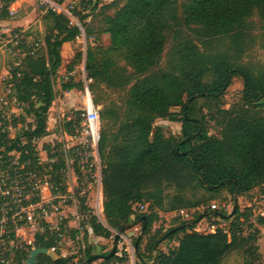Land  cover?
I'll return each instance as SVG.
<instances>
[{"label":"trees","instance_id":"obj_1","mask_svg":"<svg viewBox=\"0 0 264 264\" xmlns=\"http://www.w3.org/2000/svg\"><path fill=\"white\" fill-rule=\"evenodd\" d=\"M14 1L0 0V20L10 18L9 7ZM100 1L87 0V3L93 10ZM254 6L264 17V0H185L180 4L182 17L177 13V0H125L106 17L104 26L96 30L85 21L87 13L75 8L69 14L47 9L43 19L48 26L42 37L27 43L22 35L17 44L21 53L19 62L8 70L7 83L14 100L25 115L32 116V121L23 123L22 114L7 113L0 105V169H6L0 176V190L10 187V179L18 171L42 168L34 141L48 132L47 112L54 100L51 76L61 64L60 47L81 33L72 17L83 28L87 41L84 69L88 89L94 93L103 85L125 92L121 111L116 104H102L97 95L93 97L95 103L102 105L97 147L102 159V208L107 226L81 200L79 208L86 215L80 223L84 236L91 232L108 238L111 229L118 230L136 220L142 224V216L146 234L160 219L159 211L203 205L202 199L185 201L180 194L186 189L201 187L215 192L224 187L230 194L243 196L264 186V115L255 111L264 103V73L255 75L234 66L224 54L210 55L200 50L190 36L181 34L183 26L203 36L226 34L238 28ZM105 33L109 36L107 45L100 42L101 34ZM168 35L172 45L164 67L160 62ZM78 57L77 52L67 71L72 70ZM209 71L213 78L206 81ZM235 74L243 76L241 103L234 109H222V95ZM82 87L81 81L72 79L60 83L63 91ZM199 98L213 99L222 114L218 120L219 136L208 134ZM155 118L179 121L178 134L163 137L159 128L153 130ZM18 122L23 124L11 134L10 128ZM74 123L77 120L69 119L65 126L71 130ZM51 165V176L59 184L53 192L63 193L60 171L64 162L56 159ZM170 186L178 193L165 207V189ZM10 194L8 191L0 195V217L6 216L0 238L6 243L13 242L14 261L21 264L31 247H47L60 255L56 238L44 220L34 232L32 245L22 243L20 247L16 243L14 231L26 225L27 219L24 213L12 219L15 209L11 203L1 211L2 203L11 200ZM37 200L38 197L32 196L24 204ZM138 203L145 204L144 211L133 209ZM213 215L225 220L232 217L230 226L200 232L195 229V222L187 225L182 221L160 234L156 230L148 236L142 251L138 241V258L153 264H222L229 252L247 246L246 258L239 264H262L256 243L258 229H253L252 223L245 228L239 226L249 221V213L236 207L230 214L221 210ZM175 221L170 219L171 223ZM257 223L264 224V216ZM59 228L62 232L63 224ZM77 233L72 230L70 237L74 239ZM173 237L177 238L176 245L168 251L157 248L163 239ZM94 253L85 244L84 260ZM0 258L7 261L8 254H0ZM61 258L68 262V258ZM35 264L54 263L39 254Z\"/></svg>","mask_w":264,"mask_h":264},{"label":"rangeland","instance_id":"obj_2","mask_svg":"<svg viewBox=\"0 0 264 264\" xmlns=\"http://www.w3.org/2000/svg\"><path fill=\"white\" fill-rule=\"evenodd\" d=\"M56 6V12L64 9L68 11L72 8L80 11V13H87L85 21L89 23L93 29L104 26V21L107 16L112 15L115 10L125 0H101L98 2L96 9L91 10V4L87 3V0H51ZM185 0H177L178 7L177 13L179 17H182L180 4ZM48 3L47 0H16L9 9L12 12L9 20H19L22 18L23 26H16L14 24L0 25V105L7 113L22 114L25 122L32 121V116L25 115L23 110L14 100L13 91L10 84L7 83L8 70L12 65L19 62L21 57L20 50L17 48L8 50L11 47L6 42L7 35L10 31H20L21 36L24 35L27 43H32L35 39L41 38L44 31L47 29L48 22L43 19ZM74 23L78 24L81 33L66 46L60 47L61 64L57 68L55 74L51 76L54 90V100L47 112V127L48 132L45 136L34 141L35 149L43 163V173L48 175L51 171V163H54L56 159H60L64 162V166L61 169L63 182L69 185L73 182V190L76 194L78 191L88 189L89 192H93V195L81 196V198L74 200L66 196H49L44 191L40 197V203L37 206H28L26 211L30 216H33L32 222L35 218L43 219L47 215L51 216L49 223L54 226L61 219L71 214L70 209H74L75 206H80L81 200L90 207L92 214L96 215L101 221L107 225L103 214L102 208V185H101V169L102 159L98 153L97 143L94 148L89 145V136L85 132V123L83 115L84 107V95L86 90L89 92L92 100L94 95L100 98L102 104L114 103L118 106V110L121 111L124 105L125 92L120 90H113L103 85H99L94 93L88 89L89 80L86 78V71L84 69L85 51H86V37L83 28L75 17H72ZM192 27V26H191ZM7 28V30H5ZM197 29V28H196ZM200 29V28H199ZM182 36H190L195 43L199 46L200 50L212 55L214 53L224 54L229 62L234 66H240L252 71L255 75L264 73V17L260 14L257 7H252L249 13L246 15L241 25L222 35L203 36L202 33H195L186 26L181 28ZM100 42L106 45L109 42L108 34H101ZM172 45L170 35H168L167 42L164 46L162 53L161 65L166 66L167 54ZM69 55L65 56V52ZM79 53V57L72 67L71 71H67L66 67L73 59L75 53ZM122 63V60H118ZM213 78L212 71H209L205 77L206 81H210ZM72 79L73 81H81L83 87L81 89H72L70 91H63L60 88L61 81ZM243 76L241 74H235L232 76L229 85L226 87L224 94L222 95V103L220 107L222 109H234L241 103L242 89H243ZM199 103L202 105L201 115H204L205 126L208 134L213 136H219L220 125L218 120L222 115L216 107L215 101L211 98H199ZM263 99L261 100V102ZM94 105L100 110L101 104H97L93 101ZM258 114L264 115V103L261 107L255 110ZM69 119L77 120V123L73 124L71 130L65 126V123ZM18 122L16 127H11L10 132L14 134L21 124ZM33 123V122H32ZM100 124V121H99ZM153 130L159 128L163 137H169L171 135L178 134L180 130L179 121H170L164 118H155L152 123ZM100 129V125H99ZM99 133V132H98ZM77 149L80 154H76L74 149ZM87 156V160L84 158V154ZM55 154L53 158H49L47 155ZM94 155L99 157V164L94 163ZM82 157L81 159L79 158ZM6 169H0V176L4 175ZM51 174V173H50ZM74 179L77 181L75 182ZM101 187V206L100 203L96 205L97 200L93 199L94 194L98 188ZM72 191V190H70ZM178 191L170 186L165 189V207H167L171 201L172 196L176 195ZM77 195V194H76ZM181 197L185 201H194L202 199L205 202L203 205H199L193 208H181L174 211L162 210L159 211L160 219L154 222L148 233H142L140 236V251L143 250L145 242L149 235L153 234L156 230H159V234L167 229L177 225L178 223L185 221L187 225L195 222V229L200 232H212L216 227L227 229L230 224L229 221L221 219L213 215L215 211L222 210V204L226 205V213H232V209L235 205L240 208L241 211L246 210L249 213V221L243 224H239L245 228L248 223L254 225L258 231L260 228H264V224H258L257 220L261 216L259 213L264 214V186L254 188L241 196L238 194H230L226 188L220 187L215 192L206 191L201 187L195 189H186L181 194ZM215 202L216 209L211 208V203ZM235 207V208H236ZM80 209V208H79ZM98 209V210H97ZM139 212V211H137ZM202 215H205L203 218ZM170 219H176L175 222H170ZM141 222L136 220L135 223L127 229H124L120 233L119 240L117 242L118 247L121 246L122 254L126 255L127 259L138 258L137 247H134V241L136 237L141 233ZM119 230V229H118ZM118 230L111 229V235L108 238L103 239L102 244L98 242L101 250L98 253H102L105 250H109L112 247L113 237ZM34 228L30 224L20 226L15 229L16 243L21 247L22 243L32 244ZM2 236V233L0 234ZM261 236V235H260ZM259 237V233L257 234ZM128 241V251H126L125 240ZM177 238L171 239L165 238L157 244V248L161 251H168L174 245H176ZM88 244L87 237L78 235L73 240L68 241L67 238L61 237L60 241L56 243L59 248L60 256L68 258L66 264H82L83 258V244ZM258 246V252L260 255V261L264 264V242L263 245H259V241H256ZM13 242L6 243L4 238H0V254H8L7 261L13 264H17L14 261V253L11 251ZM247 247V246H245ZM245 247L229 252L222 260V264H239L246 258L244 252ZM33 248V247H31ZM78 259L77 263L73 262V259ZM140 260V259H139ZM150 261V260H149ZM24 262V261H23ZM22 262V263H23ZM101 259H97L90 264H98ZM21 263V264H22Z\"/></svg>","mask_w":264,"mask_h":264},{"label":"built area","instance_id":"obj_3","mask_svg":"<svg viewBox=\"0 0 264 264\" xmlns=\"http://www.w3.org/2000/svg\"><path fill=\"white\" fill-rule=\"evenodd\" d=\"M48 9H54L56 10L55 4L51 0H47ZM60 11L67 12L66 10L62 9ZM59 11V12H60ZM13 11L10 10V13ZM21 38L20 31H10L7 35L6 42L11 45V47H8L9 51H12V49H15L16 45L19 42V39ZM86 92H88L86 90ZM85 92V94H86ZM89 93V92H88ZM83 115H84V123L86 125L85 132L89 136V145L94 148L96 146V143L99 139V110L94 105L93 100L91 98L90 104L84 103L83 107ZM76 154H80V152L75 148L74 149ZM85 160H87V156H85V153H83ZM82 156V157H83ZM82 157L79 156L81 159ZM13 163H16V161H12ZM94 163L99 164V157L94 155ZM39 164L42 166V168H35V169H29V170H23L18 171L13 179H10V187L5 190H0V195L7 194L8 191L11 192L10 198L11 200L9 202H3L1 205V211H4L5 205L11 203L14 205L15 211L11 215V218L14 219L17 215H20L21 213H24L26 215V225L30 224L31 227L34 228L35 231H37L40 228V221L43 219H37L35 218L32 222L33 216H30L26 209L28 206H37L40 203V197L44 191L48 193L49 196L55 195L57 196L59 192H53L58 189V183L55 182V180L52 178L51 174L48 173V175H45L43 173V163L39 162ZM51 169V168H50ZM7 179V177H6ZM96 195H101L100 189L98 188ZM32 196L38 197V200L34 203L24 204L25 201H28ZM222 210H226V205L222 204ZM145 204L144 203H138L133 206V209L135 211H144L145 210ZM211 208L216 209L218 208L216 203H211ZM261 216H264L262 212L259 213ZM86 219L85 213H82L79 215V225L77 228V236L83 235L84 227L80 225L82 221ZM59 222L52 226L51 224H48V229L53 232L56 241H60L62 237V232L60 231L59 226L63 224V219L59 217ZM6 221V216L2 214L0 217V233L3 232V224ZM18 228V227H17ZM76 236V237H77ZM126 245V251H128V241L125 242ZM83 246V245H82ZM114 256L107 260L106 262L101 261L98 264H153V261H148V263L141 262L139 258L136 259H127L126 255L122 254L121 246L118 247V250L116 248ZM102 260V259H101ZM78 259H74L73 262L77 263Z\"/></svg>","mask_w":264,"mask_h":264},{"label":"crops","instance_id":"obj_4","mask_svg":"<svg viewBox=\"0 0 264 264\" xmlns=\"http://www.w3.org/2000/svg\"><path fill=\"white\" fill-rule=\"evenodd\" d=\"M12 14V13H11ZM10 18H11V16H10ZM9 18V19H10ZM9 19H5V20H0V25H3V24H11V26H13L14 24H16V26H23V27H25V25H24V23L22 22V18L21 19H19V20H9ZM5 30H7V28L5 29ZM70 42L71 41H66V42H64L62 45H61V47L63 46H66V45H68V44H70ZM109 43V42H108ZM107 43V44H108ZM106 44V45H107ZM69 55V53L66 51L65 52V56H68ZM71 71V70H70ZM68 91H70V92H72V89L71 90H68ZM47 130H48V127H47ZM48 156V155H47ZM49 157V156H48ZM49 158H53V157H49ZM41 160V159H40ZM52 166V165H51ZM60 179H61V183L63 184V186H64V192L63 193H58V195L57 196H60V197H62V196H66V197H71L73 200L75 199V198H77V199H79V198H81V196H84V195H87V198H89V195H93V192H89L88 191V189H85L84 191L83 190H81V191H78L76 194L74 193V190H73V182H71V183H69V185H67L66 183H64L63 182V179H62V173H61V177H60ZM74 181L75 182H77L75 179H74ZM256 188H258V187H256ZM100 189V192H101V187L99 188ZM70 190H72V191H70ZM97 196L98 195H96V193L94 194V196H93V199L95 200H97ZM100 196V204H101V195H99ZM86 204V203H85ZM87 205V204H86ZM88 206V205H87ZM89 207V206H88ZM90 208V207H89ZM69 210H71V216L70 215H68L67 217H65L64 216V218H63V231H62V239L63 238H67V240L68 241H70V240H73L71 237H70V233H71V231L72 230H77V228H78V225H79V215L81 214V212H82V210H80L79 209V206H75V208L72 210V209H70L69 208ZM92 212V211H91ZM94 214V213H93ZM96 216V215H95ZM48 220H51V216L50 215H47L45 218H44V221L47 223V224H50L49 223V221ZM97 220L101 223V224H103L104 226H107V225H105L102 221H101V219H99L98 217H97ZM136 221H134L133 223H135ZM132 223V224H133ZM86 229H87V226H86ZM33 235H34V233H33ZM261 235V236H260ZM77 236V234L75 235V237ZM83 237H87V239H88V245H90L91 247H92V249H93V251L95 252V253H98V252H100V250H101V248L102 247H100V245H98V242L100 243V244H102V240L103 239H105L104 237H102V236H99V235H94V234H92L91 232H88L87 234H86V236H84V232H83V235H82ZM31 238H33V236L31 237ZM125 241H127V238H123ZM258 241H259V245L260 246H262L263 245V242H264V228H260V231H259V237H258ZM26 244H30V243H26ZM32 244H33V240H32ZM32 244H30V245H32ZM87 245V244H86ZM83 246L85 247V243L83 244ZM75 259V258H74ZM73 259V260H74Z\"/></svg>","mask_w":264,"mask_h":264},{"label":"water","instance_id":"obj_5","mask_svg":"<svg viewBox=\"0 0 264 264\" xmlns=\"http://www.w3.org/2000/svg\"><path fill=\"white\" fill-rule=\"evenodd\" d=\"M236 207V200H235V205L233 207L232 210H234ZM142 222V226H141V233L136 237L135 241H134V247H137V243L140 239L141 234L143 233V229L145 227V216L141 217ZM139 221V220H138ZM131 226L130 225H126L121 227L118 230V233H116L113 237V243H112V247L107 251V253H94L92 255H90L89 257H87L82 264H90L93 261L97 260V259H108L109 257H111L117 248V242L119 240L120 237V233L124 230L127 229ZM42 254V255H46L47 257H49L51 259V261L54 264H66L63 259L61 258V256L54 251L53 249L47 248V247H33L29 250L28 254L26 255L24 262L22 264H35L36 263V258L37 255ZM0 264H13L10 263L8 261H5L3 259L0 258Z\"/></svg>","mask_w":264,"mask_h":264},{"label":"bare ground","instance_id":"obj_6","mask_svg":"<svg viewBox=\"0 0 264 264\" xmlns=\"http://www.w3.org/2000/svg\"><path fill=\"white\" fill-rule=\"evenodd\" d=\"M90 101H91V96H90V94L88 92H86V94L84 95V103L90 104ZM98 203H100V196L99 195L97 196V203H96V205H98ZM100 206H101V204H100Z\"/></svg>","mask_w":264,"mask_h":264}]
</instances>
